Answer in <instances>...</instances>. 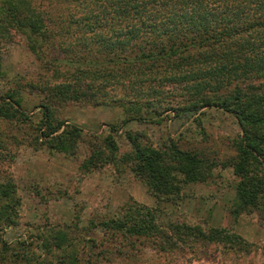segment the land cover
Here are the masks:
<instances>
[{
    "label": "trees",
    "instance_id": "obj_1",
    "mask_svg": "<svg viewBox=\"0 0 264 264\" xmlns=\"http://www.w3.org/2000/svg\"><path fill=\"white\" fill-rule=\"evenodd\" d=\"M51 1L64 4L61 21L67 25H49ZM8 31L24 36L27 50L51 75L20 83V77L13 79L15 87L0 94V121L26 123L29 116L21 109L18 86L36 91L43 101L34 105L40 117L33 141L70 155L81 129L58 119V103L116 102L132 114L160 103L174 89L181 105L163 111L177 115L209 107L234 118L239 128L232 141L234 156L220 161L201 150L181 149L173 140L154 147L125 131L128 152L115 159L117 144L110 134L102 135L89 144L81 166L88 170L100 162H124L161 200L177 197L188 183L204 182L219 163L237 178L229 214L236 218L264 207V0H45L44 6L38 0H0V41ZM109 130L115 131L113 126ZM10 134L8 130L3 136ZM0 152L6 153L3 145ZM2 178L0 223L11 226L19 201L12 178ZM45 230L39 247L46 255L58 252L54 264H95L98 254L122 253L114 248L116 241L126 246V257L147 247L166 259L183 248L210 243L240 254L261 249L264 255V247L226 227L161 225L153 207L137 202L92 222L101 237L85 242L87 248L103 246L98 254L88 251L81 258L73 237ZM17 259L16 253H0V264Z\"/></svg>",
    "mask_w": 264,
    "mask_h": 264
},
{
    "label": "rangeland",
    "instance_id": "obj_2",
    "mask_svg": "<svg viewBox=\"0 0 264 264\" xmlns=\"http://www.w3.org/2000/svg\"><path fill=\"white\" fill-rule=\"evenodd\" d=\"M38 2L45 5V0ZM49 4L51 22L48 24L67 25V20L61 21L60 10L64 4L54 1ZM3 37L0 41V94L15 87L13 79L20 77V83L51 75L27 50L22 34L8 31ZM18 88L21 109L28 114V121L19 126H16L17 122L0 121L3 131L0 145L6 151L5 154L0 152V178H12L19 201L15 224L5 226L0 223V253H16L18 258L9 264H45L46 260L54 264V255L58 252L46 255L39 247V237L45 235V229L60 230L67 234L68 240L73 237L75 247L82 252L81 258L84 253L90 255L88 251L98 254L103 246L87 248L85 242L86 238L101 237L100 232L92 230V222L102 216H111L122 204L129 202L153 207L161 225L179 222L198 224L204 229L226 227L246 241L251 239L249 242L264 247V207L258 213H242L236 218L228 212L237 181L229 167L220 168L218 163L204 182L188 183L177 197L158 200L124 162H98V166L88 170L81 166L90 153L89 144L102 135L110 134L117 144L115 159L128 152L130 146L124 138L125 131L136 133L142 142L154 147L173 140L181 149L201 150L209 158L226 161L235 154L232 141L239 133L230 114L209 107L177 115L163 111L181 105L176 90L168 88L167 93H170L163 101L151 103L150 108L141 107L139 112L132 114H125L116 102L58 103L55 107L58 119L81 129L76 149L69 155L33 141L40 117L39 108L34 105L43 101L42 96L27 87ZM135 116L140 117L129 118ZM110 126L115 131H110ZM8 130L12 136H3ZM255 235L258 239L253 240ZM105 244L106 249L111 247V243ZM115 246L122 249V253L103 252L104 257L98 254L95 264H264L261 249L240 254L212 243L183 248L166 259L147 247L126 257L123 251L126 246L117 241Z\"/></svg>",
    "mask_w": 264,
    "mask_h": 264
},
{
    "label": "crops",
    "instance_id": "obj_3",
    "mask_svg": "<svg viewBox=\"0 0 264 264\" xmlns=\"http://www.w3.org/2000/svg\"><path fill=\"white\" fill-rule=\"evenodd\" d=\"M254 235V234H253ZM255 238H252L253 240H256V239H258V235H255L254 236ZM248 241H251V239H248ZM259 264V263H258Z\"/></svg>",
    "mask_w": 264,
    "mask_h": 264
}]
</instances>
